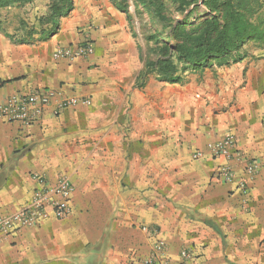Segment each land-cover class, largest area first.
Instances as JSON below:
<instances>
[{
    "label": "crops",
    "instance_id": "crops-1",
    "mask_svg": "<svg viewBox=\"0 0 264 264\" xmlns=\"http://www.w3.org/2000/svg\"><path fill=\"white\" fill-rule=\"evenodd\" d=\"M73 1L46 39L19 42L28 27L14 9L0 32V103L36 89L61 95L30 124L0 120V215L30 202L34 176L73 186L65 217L0 229V264H141L157 239L158 264H264V46L249 43L241 60L182 84L149 76L138 88L123 16L109 0ZM84 37L91 55L53 59ZM65 96L90 103L53 113ZM228 132L257 165L248 180L239 161L223 182L221 158L191 156Z\"/></svg>",
    "mask_w": 264,
    "mask_h": 264
},
{
    "label": "trees",
    "instance_id": "trees-1",
    "mask_svg": "<svg viewBox=\"0 0 264 264\" xmlns=\"http://www.w3.org/2000/svg\"><path fill=\"white\" fill-rule=\"evenodd\" d=\"M37 1L0 0V9L34 6ZM41 1L45 11L37 12L30 23H20L28 29L19 42H29L33 34L46 39L56 33L61 18L74 8L73 0ZM109 1L125 15L132 36L137 38L127 0ZM134 1L140 10L137 13L144 11L148 16L139 25L147 49L143 53L138 46L143 65L135 87L142 88L149 76L169 84L182 83L188 72L241 60L249 43L264 46V0Z\"/></svg>",
    "mask_w": 264,
    "mask_h": 264
},
{
    "label": "built area",
    "instance_id": "built-area-1",
    "mask_svg": "<svg viewBox=\"0 0 264 264\" xmlns=\"http://www.w3.org/2000/svg\"><path fill=\"white\" fill-rule=\"evenodd\" d=\"M92 52L91 42L87 37H84L83 40L74 45L55 47L52 51V57L56 60L65 59L71 61L76 58L87 57ZM59 95L58 91L51 88L36 89L25 94H12L4 102L0 103V120L30 124L39 118L43 110ZM89 103L90 100L86 96L61 97L54 103L53 113H57L58 110L69 106L88 105ZM205 153L212 158H221L223 160L216 170L217 177L223 182H232L234 179L231 160L243 163V170L247 178H244L245 180L250 179L256 172L257 165L255 161L239 152L235 135L231 132L226 133L219 139L208 142L204 150L195 149L191 156L194 159H198L204 157ZM34 178L41 184L40 187L33 191L29 203L21 206L14 213L0 215L1 230L35 225L40 219L47 217L49 214L55 218H63L69 213L73 186L68 177L59 175L55 182L50 185L46 184L39 176H34ZM244 182L240 183L241 186H244ZM164 249V241L157 239L142 264H157V262L164 261L162 256ZM180 255L184 259L190 258L186 250H182Z\"/></svg>",
    "mask_w": 264,
    "mask_h": 264
},
{
    "label": "rangeland",
    "instance_id": "rangeland-1",
    "mask_svg": "<svg viewBox=\"0 0 264 264\" xmlns=\"http://www.w3.org/2000/svg\"><path fill=\"white\" fill-rule=\"evenodd\" d=\"M127 5H128V10L130 11V13L132 15V23H133L132 26H133V29L138 34V37L137 38H135V37L132 36L125 15L123 13H121L120 11H118V10H117V12H119L121 14L119 16H123L122 18H123L124 23H125V30L131 36L133 42L135 43V47L137 49L138 54H139L138 46L141 48V50H142L143 53H146L147 44H146V42L144 40V37L142 36V33H141V30H140L139 25L141 23L147 21V17H148L147 16V13L144 12V11H142V14L139 15L137 13V11H140V10L137 9V6H136V3H135L134 0H127ZM13 9L15 10V12H17V14H19L21 16L23 15V17H24L25 20H21V22L30 23L35 18L37 12L39 14V13H42V12L45 11V5H44V2L43 1L38 0L34 4V6H26V7H21V8L11 7V9H7V8L0 9V22H1V26L2 27L5 26L6 18L9 15L10 11L13 10ZM116 23H118V20H116ZM149 26H150V24H149ZM147 29L148 28H146V30ZM139 61H140L141 65H143V62L140 60V57H139ZM188 73H190V72H188ZM188 73H186L185 76ZM184 79H185V77H184ZM182 83H178V84H182ZM167 84H169V83H167ZM166 86H169V85H166ZM145 258L142 259V262L144 261ZM157 264H158V262H157Z\"/></svg>",
    "mask_w": 264,
    "mask_h": 264
}]
</instances>
